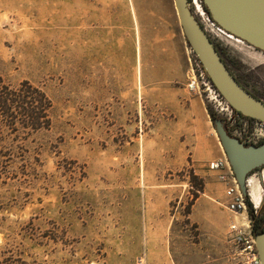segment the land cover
Returning <instances> with one entry per match:
<instances>
[{"label": "rangeland", "instance_id": "1", "mask_svg": "<svg viewBox=\"0 0 264 264\" xmlns=\"http://www.w3.org/2000/svg\"><path fill=\"white\" fill-rule=\"evenodd\" d=\"M192 3L264 101V53ZM196 64L173 0H0V77L52 104L49 129L0 143V264H244L252 220L209 169L226 157ZM247 189L263 214L257 174Z\"/></svg>", "mask_w": 264, "mask_h": 264}, {"label": "water", "instance_id": "2", "mask_svg": "<svg viewBox=\"0 0 264 264\" xmlns=\"http://www.w3.org/2000/svg\"><path fill=\"white\" fill-rule=\"evenodd\" d=\"M173 3L186 43L215 89L236 111L264 123V102L234 79L188 7V1L173 0ZM203 5L220 29L264 53V0H203ZM214 129L240 191L246 196V176L264 166V145L245 147L230 137L218 120L214 121ZM255 245L260 263L264 264V234L255 236Z\"/></svg>", "mask_w": 264, "mask_h": 264}, {"label": "trees", "instance_id": "3", "mask_svg": "<svg viewBox=\"0 0 264 264\" xmlns=\"http://www.w3.org/2000/svg\"><path fill=\"white\" fill-rule=\"evenodd\" d=\"M251 94L261 100V97ZM51 107V101L45 92L29 81H22L12 86L0 77V143L5 142V136H13L10 140L11 144L13 141L19 143L25 136L49 129ZM208 111L213 121L214 117L211 111ZM15 147L20 146L13 144V148ZM7 157L10 159V155ZM195 187H198L197 191L201 190L198 184H195ZM249 205L247 201V206ZM253 234L258 233L253 230Z\"/></svg>", "mask_w": 264, "mask_h": 264}, {"label": "built area", "instance_id": "4", "mask_svg": "<svg viewBox=\"0 0 264 264\" xmlns=\"http://www.w3.org/2000/svg\"><path fill=\"white\" fill-rule=\"evenodd\" d=\"M201 5V0H198ZM202 8V7H201ZM203 10V9H202ZM204 12V11H203ZM205 13V12H204ZM206 18L210 25H213L212 27H217L215 23H212L207 14L205 13ZM202 23V22H201ZM203 25V23H202ZM205 27V26H204ZM219 28V27H217ZM220 29V28H219ZM222 30V29H220ZM223 31V30H222ZM224 32V31H223ZM195 81L197 82L198 88L203 87V91H207L209 93L210 99L215 100L216 96L214 95V92H212L209 82L206 79V76L202 70L198 71L196 70L195 74ZM194 84V82H193ZM220 106L221 112H225L226 119L231 120L232 126L235 125V121L233 119L232 111L229 110L228 107H226L223 103L218 104ZM246 123L243 124V129L240 131L239 136H243L245 134L246 130ZM251 133L250 135L246 136V138L251 140L255 139H263L264 138V124L259 122H254L253 126L251 127ZM209 169L211 171L217 172V179L218 181L223 185V191H224V208L233 215L241 216V220H246L247 218V208H246V202L243 194L240 191L239 185L237 180L235 179L231 168L226 161L225 158H219L210 163ZM245 214V217L243 216ZM232 229L234 231H237L238 228L236 226H232ZM239 231V230H238ZM237 244L242 247L241 254L242 260L244 264H260V260L258 257L256 245L254 242V238L249 233V237H245L244 234L241 232L238 233L236 236Z\"/></svg>", "mask_w": 264, "mask_h": 264}, {"label": "flooded vegetation", "instance_id": "5", "mask_svg": "<svg viewBox=\"0 0 264 264\" xmlns=\"http://www.w3.org/2000/svg\"><path fill=\"white\" fill-rule=\"evenodd\" d=\"M188 1V7L191 6L190 3L192 2V0H187ZM192 7V6H191ZM201 7L203 9V11L207 14L209 20L214 23V21L210 18L209 14L207 13V10L206 8L204 7L203 5V0H201ZM190 8V7H189ZM191 10V9H190ZM192 13H194L193 10H191ZM195 14V13H194ZM196 18L198 17L196 14H195ZM199 18V17H198ZM197 20L199 21V23L201 24L203 30L205 31L206 35L208 36V38L210 39V41L213 43L214 47H215V50L216 52L219 54L220 56V59L222 60V62L224 63V65L226 66V68L229 70V72L231 73V75L234 77V79L238 82L239 80L237 79V77H235L233 75V73L231 72V70L229 69L228 65L225 64L226 62H224V59L221 57L220 53H219V50L218 48L216 47L215 43L212 41L211 37H210V32L208 33V31L205 29L204 25H202L200 19ZM217 26V25H216ZM219 27V26H217ZM226 33V32H225ZM229 35H232L230 33H227ZM233 36V35H232ZM234 38H236L235 36H233ZM238 39V38H237ZM243 42V41H242ZM248 45V44H247ZM259 51V50H258ZM196 66H197V69L198 71L202 70L206 76V79L207 81L209 82V86L212 90V92H214V95L216 96V99L213 100V99H210L209 97V93L207 91H204L207 93V99L209 102H211L212 104V109L214 110V113L211 112V114L213 115L214 117V120L212 121L213 123V126H214V121L218 120V121H221L222 123V126L224 128V130L226 131V133L232 137V138H236L239 142H241L245 147H260L262 145H264V138L263 139H255V140H251L249 141L248 138H246V136L250 135V133L252 132L251 131V127L253 126L254 122H259V123H263L259 120H256V119H252V118H249V117H246L244 115H242L241 113H239L238 111H236L232 106L229 105V103H227V101H225V99L222 97V95L215 89V87L213 86L212 82L210 81L208 75L206 74L205 70L202 68V66L200 65V63L198 62V60L196 59ZM238 84H240L241 86L243 85L240 81L238 82ZM245 90H247L250 94L253 93L251 92L249 89H247L244 85L242 86ZM254 94V93H253ZM252 95V94H251ZM256 95V94H255ZM253 96V95H252ZM256 98V97H255ZM258 99V98H257ZM259 100V99H258ZM262 101V99L260 100ZM219 103H223L226 107L229 108V110L232 111V115H233V119L236 120L235 121V125L232 126L231 120H228L226 119V115H225V112H221L220 110V106L217 105ZM264 102V101H262ZM211 111V110H210ZM246 123V132L243 136H239L240 134V131H242L243 129V124ZM264 124V123H263ZM225 154V153H224ZM226 157V155H225ZM226 161L228 162L227 158H225ZM229 164V162H228ZM230 166V165H229ZM231 168V166H230ZM264 170V166L262 168H257V169H254L252 170L245 178V188H246V196H244L245 198V202H246V208H247V212L250 210L249 215L251 217V226H249L250 228V232L254 238V242H255V236L256 235H259V234H264V212L263 214L261 215H257V213L255 212V215H253V212H252V208H251V205L254 209L257 210V208H255V206L253 205V203L251 202V198L249 196V192H248V189H247V182L249 181V179L256 175L257 174V177H258V184L259 186H261V189H263L264 187V183H263V178H262V171ZM231 171H232V168H231ZM233 173V171H232ZM256 173V174H255ZM253 174V175H252ZM234 175V173H233ZM235 177V175H234ZM261 178V180H260ZM236 179V177H235ZM264 193V191H263ZM264 196V195H263ZM247 201L248 203L250 204L249 207L247 206ZM250 201V202H249ZM263 201H264V197H263ZM253 230L258 233L256 235L253 234ZM261 264V263H260Z\"/></svg>", "mask_w": 264, "mask_h": 264}, {"label": "bare ground", "instance_id": "6", "mask_svg": "<svg viewBox=\"0 0 264 264\" xmlns=\"http://www.w3.org/2000/svg\"><path fill=\"white\" fill-rule=\"evenodd\" d=\"M192 2H193V3H192L193 6L196 8V11H197L198 15H199L200 17H202V16H206L205 13L203 12L202 8H201L200 2H199L198 0H192ZM206 20H207V18H206ZM206 24H207L208 26H210V28H213V27L209 24L208 20L206 21ZM214 28H215V27H214ZM211 30H212V29H211ZM217 30H218L219 32L225 34L226 36L235 39L237 42H242L240 39H236V38H234L232 35H228L227 33H224V32H223L222 30H220L219 28H217ZM262 178H263V174H262ZM263 181H264V179H263ZM252 203L255 205L256 208H258V207L260 206V203H261V198L253 197V198H252Z\"/></svg>", "mask_w": 264, "mask_h": 264}]
</instances>
